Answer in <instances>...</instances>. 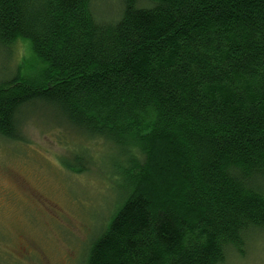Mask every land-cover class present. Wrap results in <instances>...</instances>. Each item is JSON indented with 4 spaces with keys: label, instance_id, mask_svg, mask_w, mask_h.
<instances>
[{
    "label": "trees",
    "instance_id": "trees-1",
    "mask_svg": "<svg viewBox=\"0 0 264 264\" xmlns=\"http://www.w3.org/2000/svg\"><path fill=\"white\" fill-rule=\"evenodd\" d=\"M98 1L0 0V47L42 65L0 82V138L23 142L38 104L114 153L120 196L83 264L243 256L264 232V0H115V21Z\"/></svg>",
    "mask_w": 264,
    "mask_h": 264
},
{
    "label": "rangeland",
    "instance_id": "rangeland-1",
    "mask_svg": "<svg viewBox=\"0 0 264 264\" xmlns=\"http://www.w3.org/2000/svg\"><path fill=\"white\" fill-rule=\"evenodd\" d=\"M98 8L105 21L120 13L115 0H99ZM16 49L0 47V82L17 74V64L28 77L41 71L28 42ZM20 118L24 141L0 138V264H83L120 196L110 176L115 155L70 131L50 108L36 104ZM85 151L88 171L67 170V162L85 165L76 160ZM245 252H230L224 264H264V232L249 237Z\"/></svg>",
    "mask_w": 264,
    "mask_h": 264
}]
</instances>
